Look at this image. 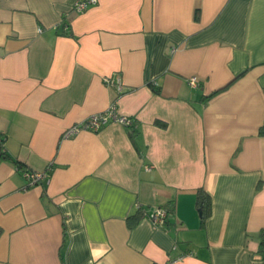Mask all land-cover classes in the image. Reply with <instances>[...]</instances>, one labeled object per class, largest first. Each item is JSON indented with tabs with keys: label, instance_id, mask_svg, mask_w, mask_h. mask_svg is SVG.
Returning <instances> with one entry per match:
<instances>
[{
	"label": "crops",
	"instance_id": "0c3cea01",
	"mask_svg": "<svg viewBox=\"0 0 264 264\" xmlns=\"http://www.w3.org/2000/svg\"><path fill=\"white\" fill-rule=\"evenodd\" d=\"M75 1L0 0V264H264V0Z\"/></svg>",
	"mask_w": 264,
	"mask_h": 264
},
{
	"label": "built area",
	"instance_id": "2783aa9c",
	"mask_svg": "<svg viewBox=\"0 0 264 264\" xmlns=\"http://www.w3.org/2000/svg\"><path fill=\"white\" fill-rule=\"evenodd\" d=\"M97 3V0H76L71 10L75 13H82L84 12L88 7L95 5ZM41 29L39 28L38 31ZM105 84L107 85H114L116 89H121L122 82L121 79L118 77L114 81L110 78L105 77L104 79ZM190 84L196 85L197 78L191 77L189 80ZM109 123H118L126 127H131L133 125V119L126 115H121L118 113L115 104H111L107 109L104 111L94 113L84 119L83 121L76 123L72 125L70 128H68L64 136H72L77 134L80 131L86 130V131H98L103 126L109 124ZM0 150H4L3 147V138L0 137ZM51 165H47L45 170L43 171H30L28 169H23V176L27 180L28 185H35L42 179H45L50 171ZM137 209L142 211V217L147 218L151 224L156 228H163L166 224L167 218L169 216V210H167L164 207H156L151 212H145L144 209H142L141 205L137 203Z\"/></svg>",
	"mask_w": 264,
	"mask_h": 264
},
{
	"label": "trees",
	"instance_id": "16d2710c",
	"mask_svg": "<svg viewBox=\"0 0 264 264\" xmlns=\"http://www.w3.org/2000/svg\"><path fill=\"white\" fill-rule=\"evenodd\" d=\"M154 90L157 92L158 90L156 88H154ZM218 91H214L212 92L210 95H208V97H211L213 95H215ZM155 123H159L158 121H156ZM259 134L260 135H264V127H261L259 129ZM0 155L4 158H7L9 157L7 155V152L4 150H0ZM15 165H17L19 168H22V165L21 163L14 159L12 160ZM210 202H211V199H210V196L207 192H205L202 188H199L197 190V193H196V203H197V206L199 208V210L201 211V222L203 223L205 218L207 217V215L209 214V210H210ZM169 210V209H167ZM170 211V210H169ZM142 217V211L141 210H138L137 214L134 215L133 217H130L129 219V225H133L134 223H136L140 218ZM0 233H1V230H0ZM261 236V240H260V252L262 253V257H264V231L261 232L260 234ZM152 264H155V263H152Z\"/></svg>",
	"mask_w": 264,
	"mask_h": 264
}]
</instances>
